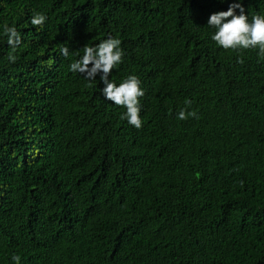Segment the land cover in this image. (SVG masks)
<instances>
[{
  "label": "trees",
  "instance_id": "trees-1",
  "mask_svg": "<svg viewBox=\"0 0 264 264\" xmlns=\"http://www.w3.org/2000/svg\"><path fill=\"white\" fill-rule=\"evenodd\" d=\"M230 2L0 0V264H264V62L211 41ZM109 36L126 53L109 79L145 89L139 130L68 70Z\"/></svg>",
  "mask_w": 264,
  "mask_h": 264
},
{
  "label": "clouds",
  "instance_id": "clouds-1",
  "mask_svg": "<svg viewBox=\"0 0 264 264\" xmlns=\"http://www.w3.org/2000/svg\"><path fill=\"white\" fill-rule=\"evenodd\" d=\"M228 0H221V3ZM48 20L43 12H35L30 17V25L39 29ZM207 26L214 31L210 39L214 44L225 51L242 52L244 50H256L258 62H264V14L249 16L244 7V0H231L227 10L213 12L207 19ZM2 34L6 37L7 45L12 49L8 54V62H17L16 49L23 45L21 31L15 25L4 24ZM59 53L64 58H71L72 53L67 46L59 47ZM125 50L122 41L118 37L109 36L99 43L84 46L82 54L75 53L77 57L68 65V70L73 74H79L88 82H94L99 76L104 87L99 88L103 99L115 106L122 107L125 111L121 119L139 130L143 127L144 120L141 116L143 110L142 98L145 89L140 77L129 74L119 83L109 79L114 69L124 62ZM237 62L243 64V56L237 57ZM197 118V112L192 108V100L185 99V107L177 113L176 119L187 120ZM14 264H21V256L14 254L10 257Z\"/></svg>",
  "mask_w": 264,
  "mask_h": 264
}]
</instances>
